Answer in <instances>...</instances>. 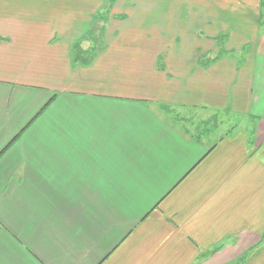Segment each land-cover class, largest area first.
I'll return each instance as SVG.
<instances>
[{
	"label": "crops",
	"instance_id": "1",
	"mask_svg": "<svg viewBox=\"0 0 264 264\" xmlns=\"http://www.w3.org/2000/svg\"><path fill=\"white\" fill-rule=\"evenodd\" d=\"M182 1L195 54L125 0H0V264H264V0ZM103 9L122 33L73 64Z\"/></svg>",
	"mask_w": 264,
	"mask_h": 264
},
{
	"label": "rangeland",
	"instance_id": "2",
	"mask_svg": "<svg viewBox=\"0 0 264 264\" xmlns=\"http://www.w3.org/2000/svg\"><path fill=\"white\" fill-rule=\"evenodd\" d=\"M126 2H122L124 7H120L119 13H126L128 16V24L129 26H137L139 24V21H141L142 29H140L139 36L140 38L144 36H150V37H159L162 40V46L160 47L162 52L161 54H182V53H196V43L194 40L193 35H196V27H193L192 24H189L186 22V19L190 17V13L187 12L189 8H186L188 6V2L185 3V1L182 0H163L161 4H156V6H159L158 8L165 9L166 11L162 13H154L152 12V8L154 9V2L153 0H125ZM107 2L105 1V4ZM121 3V1H120ZM150 5L151 8H147V11H151L149 13H146L145 15H142L140 12L141 6L146 7L147 5ZM120 5V6H121ZM140 6V9H139ZM106 7V6H104ZM106 10V9H103ZM155 10V9H154ZM122 11V12H121ZM173 11V12H172ZM170 14V15H169ZM112 13L108 14L109 18V24L106 27V32L104 34V39L111 40L113 37L117 36L119 33H122L123 28L121 26H117V23H114L111 19ZM228 16V15H227ZM93 17H91L90 23L87 25L92 32H95V36H100L99 28L101 25H103V22H96L92 20ZM160 18L164 19V29L161 27ZM169 18L171 20L169 21ZM178 22V23H177ZM191 22V21H190ZM262 22L264 23V19H262ZM106 25V24H105ZM126 28V26H124ZM145 27L149 28V30ZM161 28V29H160ZM156 29V31H154ZM105 30V28H104ZM148 30V31H146ZM243 32V31H242ZM187 35V36H186ZM199 35H201L199 33ZM84 47L90 46V43L87 45L86 43L83 44ZM236 45H229L227 47H235ZM83 48V47H82ZM141 49L147 50V48H151L150 44L139 47ZM159 48V47H158ZM84 49V48H83ZM211 114L210 117L203 119H206V121H209L211 124L210 128L208 127V130L213 129L212 126L215 125V121H218V118H215L214 122L211 121L213 118ZM174 117V116H173ZM217 117V115H216ZM175 118V117H174ZM197 121H201L198 124V127L200 124H202V118L200 117V120L198 118H194ZM220 120H223L222 126H219L222 131L228 132L230 129L234 128V126H240L243 127L246 123V119L244 116L241 115H221ZM204 122V121H203ZM216 123V128H217ZM199 131L201 130L198 129ZM198 131V132H199ZM239 263V261L236 262V264Z\"/></svg>",
	"mask_w": 264,
	"mask_h": 264
},
{
	"label": "trees",
	"instance_id": "3",
	"mask_svg": "<svg viewBox=\"0 0 264 264\" xmlns=\"http://www.w3.org/2000/svg\"><path fill=\"white\" fill-rule=\"evenodd\" d=\"M114 2H116V0H110V5H112ZM261 6L264 7V3H261ZM108 11L109 9H107L106 11H104V13H99L97 14L93 20L96 22H103V25L99 28V32H100V36H95V32H92V30H87L85 32H83V37H81L79 40H76L75 42H73L72 46H71V61L73 64H77L81 67H85L88 66L92 63V61L97 57V55L103 50L104 48V34H105V30H104V25L107 23L108 19ZM89 39V41H91L92 45L90 48L87 49H83L81 47V41L85 40V39ZM222 54V53H221ZM215 60V59H213ZM213 60H211L210 62H212ZM209 61H204L201 60L199 61L200 64H204V65H208L210 63ZM218 248H216L217 250ZM244 257L243 259H241V264H243L244 262Z\"/></svg>",
	"mask_w": 264,
	"mask_h": 264
}]
</instances>
